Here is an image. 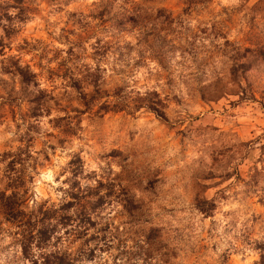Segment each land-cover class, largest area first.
<instances>
[{"label":"rangeland","instance_id":"374dc122","mask_svg":"<svg viewBox=\"0 0 264 264\" xmlns=\"http://www.w3.org/2000/svg\"><path fill=\"white\" fill-rule=\"evenodd\" d=\"M23 6L0 28V264H264V0Z\"/></svg>","mask_w":264,"mask_h":264},{"label":"trees","instance_id":"16d2710c","mask_svg":"<svg viewBox=\"0 0 264 264\" xmlns=\"http://www.w3.org/2000/svg\"><path fill=\"white\" fill-rule=\"evenodd\" d=\"M200 1H203V0H200ZM23 3H24V0H2L0 2V28L4 31L5 30V26L4 24L2 23V21L5 19V20H11V18L14 16V15H21L23 13V10H24V6H23ZM10 8H13V9H17V13L16 14H11L9 12V9ZM0 45H1V41H0ZM153 109V111H155L157 114H159L157 112V110L155 108H151ZM162 115V114H160ZM14 200V196H11V195H1L0 196V202L3 203V205L5 206V210H6V214L7 215H11V216H14L16 213V209L14 207V204L15 206L17 205V203H15ZM202 209V208H201Z\"/></svg>","mask_w":264,"mask_h":264}]
</instances>
